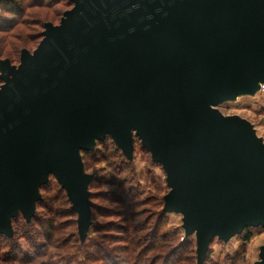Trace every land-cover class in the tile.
<instances>
[{
  "label": "water",
  "instance_id": "1",
  "mask_svg": "<svg viewBox=\"0 0 264 264\" xmlns=\"http://www.w3.org/2000/svg\"><path fill=\"white\" fill-rule=\"evenodd\" d=\"M19 63L0 59V234L29 222L52 176L91 224L80 151L134 137L165 174L163 213L182 215L197 264L210 242L264 227V143L217 105L264 84V0H70ZM264 264V243L259 248Z\"/></svg>",
  "mask_w": 264,
  "mask_h": 264
},
{
  "label": "rangeland",
  "instance_id": "2",
  "mask_svg": "<svg viewBox=\"0 0 264 264\" xmlns=\"http://www.w3.org/2000/svg\"><path fill=\"white\" fill-rule=\"evenodd\" d=\"M23 5V15L18 18V24L13 31L0 33V59H8L12 65L19 63L22 49L31 52L36 48L41 40L44 23L58 24L63 12L70 9L72 3L70 0H24ZM12 45H17V52L11 51ZM215 108L223 116L235 115L249 122L256 136L264 143V84H261L253 95L237 96L236 99L225 101ZM101 143L105 144L101 146ZM96 147L98 150L95 152ZM91 151H94L91 158L83 157L80 151L84 172L93 176L88 191L91 207L95 206L90 210L91 224L85 240L80 242L77 234V215L69 217L65 212L71 210L70 203L67 204L64 199L53 198V202L46 201L52 209L51 212L35 206L33 220L26 222L21 214L11 220L12 236H0V264H64L68 258L73 257L80 243H87L88 239L101 240L104 232L100 231L99 226L123 228V225H127V222L123 223L111 215L124 209L116 201L129 189H132V193H137V201H142L141 205L133 210L140 214L138 219L144 227L137 232L136 237L142 239L141 243L159 247L148 252V260L152 259L154 264H162L170 253V264H197L195 236L185 235L182 215L173 212L162 214L163 197L169 190L165 183V174L161 166L152 162L149 153L143 150L140 140L134 137L131 159L123 155L109 136L96 141ZM47 183L53 186L54 191V184L61 188L52 176ZM60 196L62 197L61 194ZM41 197L45 195L40 193V199ZM95 208H99V211ZM50 222L53 225L52 233L47 232ZM248 228L251 237L246 244L241 235L244 229L227 241L215 237L201 264H254L259 260V248L264 243V227ZM14 245L19 256L11 260ZM116 245L112 243L110 246ZM16 259L21 262H13ZM69 264H74L72 259Z\"/></svg>",
  "mask_w": 264,
  "mask_h": 264
},
{
  "label": "trees",
  "instance_id": "3",
  "mask_svg": "<svg viewBox=\"0 0 264 264\" xmlns=\"http://www.w3.org/2000/svg\"><path fill=\"white\" fill-rule=\"evenodd\" d=\"M23 4L24 0H0V33L13 31V28L18 24V18L23 15V10L25 8ZM11 47H13L11 51H14V53L17 52V45L15 47L12 45ZM10 55L11 53L8 54V56ZM107 139L108 141H110L109 138ZM104 144L101 143L99 145L103 146ZM99 145H97V147ZM97 147L94 149L95 152L96 150H98ZM94 151H82L83 157H93ZM57 186L58 185L54 184V188H56L55 191L53 189V186H50L49 183L40 187V193L45 195V197H41V199L37 201L36 208H45L49 212H51L52 209L49 207V205H47L46 201L50 200L53 202V198L58 200L64 199L67 204L69 203V201L65 199L67 197L64 193V190L58 188ZM60 194L62 195V197L60 196ZM117 200L118 201L116 202H119L120 206H123L124 209L119 211V213H115L111 216L119 218L123 223L127 222V225H123V228H111L110 225L99 226L100 231L104 232L101 236V240L88 239L87 243H80L73 257L68 258L67 261L64 262V264H69L70 259L73 260L74 264H95L98 262H100L101 264H154L152 259L150 261L148 260L147 254L152 249H156V247L158 249L159 247L156 245L148 246L144 242L141 243L142 239L140 237H136L137 232L143 230L144 227L143 224H141V220L138 219V216H140V214L138 213V211L133 210H136V208L141 205L142 201H137V193H132V189H129L122 198H118ZM93 207L95 206H92L91 209H94ZM95 209L99 211V208ZM65 212L69 217L76 215L72 210H68ZM34 218L35 215H33L31 220H33ZM52 229L53 225L52 222H50L49 225H47V232L52 233ZM248 229V227L245 228L241 233L245 244L250 240L251 237ZM0 236L3 238L5 237L1 234ZM48 237L49 235H47V238ZM214 239L211 242H213ZM11 243H13V241ZM112 243H116L117 245L111 247L110 245ZM186 243L187 241L185 242V244ZM12 248L14 255H11V260H14V258L19 256V254H16L17 248L15 245ZM22 256L23 258H27L26 255ZM80 256L82 257V259H80ZM13 262L19 263L21 261L19 259H16ZM162 262V264L171 263L170 253L166 255L165 259Z\"/></svg>",
  "mask_w": 264,
  "mask_h": 264
}]
</instances>
